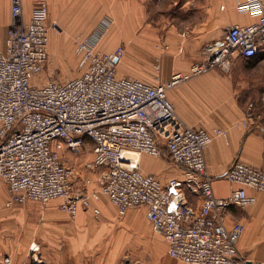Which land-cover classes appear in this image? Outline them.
Returning <instances> with one entry per match:
<instances>
[{"label": "built area", "instance_id": "1", "mask_svg": "<svg viewBox=\"0 0 264 264\" xmlns=\"http://www.w3.org/2000/svg\"><path fill=\"white\" fill-rule=\"evenodd\" d=\"M237 8L256 21L231 25L222 40L207 46L202 62L189 73H174L166 82L150 84L119 74L124 48L104 52L98 47L100 36L94 35L78 45L81 74L38 83L48 59L49 2L36 0L25 20L23 1L12 0L6 48L0 49V177L8 186L6 206L61 199V209L75 216L100 192L120 216L145 206L147 218L176 260L264 264L240 251L245 225L228 227L225 214L231 206L256 202L247 187L264 191V170L235 160L225 177L241 186L229 196H217L205 151L224 131L189 126L168 97L171 88L193 76L213 68L231 70L237 55L259 54L264 47V0H237ZM160 67L156 65L157 70ZM88 143L93 156L86 167L102 173L100 189L91 194L78 189L75 169L59 154L63 146L79 153ZM163 143L184 178L164 183L141 169L139 155L161 156ZM128 152L139 155L135 158ZM86 183H91L90 177ZM188 193L200 196L201 204L193 206ZM31 249L36 252L40 246L33 243ZM2 264H13L11 256L6 255Z\"/></svg>", "mask_w": 264, "mask_h": 264}, {"label": "crops", "instance_id": "2", "mask_svg": "<svg viewBox=\"0 0 264 264\" xmlns=\"http://www.w3.org/2000/svg\"><path fill=\"white\" fill-rule=\"evenodd\" d=\"M95 1L97 15L115 18V27L109 31L110 38L107 37L103 48L111 50L115 42L123 40L127 44L126 55L119 61V74L150 84L166 82L176 72L189 73L194 64L205 59L207 46L222 40L231 25L256 21V17L239 12L237 0ZM35 2L23 0L25 20L30 18ZM49 3L51 12L54 0ZM11 7L12 0H0V49L3 50ZM155 15L161 17L159 25L152 23ZM131 17L135 19L132 21ZM166 17H169L167 21ZM115 32L126 35L116 36ZM156 62L161 66L159 70L154 65ZM168 97L189 126L224 131L214 137L205 151L217 196H229L241 186L225 177L235 160L241 159L264 170V109L259 105L260 101L264 103V47L255 57L237 55L229 71L213 68L179 83L168 91ZM128 153L132 157L139 155ZM86 156L92 158L93 154L90 151ZM139 161L145 173L157 175L164 183L184 178L183 169L170 160L165 143L161 156L142 153ZM0 179L5 185V188L0 185V224L4 228L14 227L13 241L20 248L17 253L9 252L8 244L0 240V264L6 255L11 256L13 264H26L29 255L26 250L34 242L42 248L45 264H117L128 248L141 242L143 255L151 258L154 252L155 264H188L169 255L164 238V248L153 251L145 206L132 208L120 216L109 197L99 192L75 216L61 209V199L47 203L29 201L10 208L6 206L7 183ZM247 189L256 196V202L228 208L226 224L228 227L244 224L240 251L253 260L264 261V191ZM188 200L193 206L201 204L200 196L193 193H188ZM131 254L137 255L132 250Z\"/></svg>", "mask_w": 264, "mask_h": 264}, {"label": "rangeland", "instance_id": "3", "mask_svg": "<svg viewBox=\"0 0 264 264\" xmlns=\"http://www.w3.org/2000/svg\"><path fill=\"white\" fill-rule=\"evenodd\" d=\"M95 4V0H54V3H52L53 8H51V12L49 14L50 41L48 48V59L43 71L38 76V83H43L50 80L51 78L64 80L81 74L82 70L79 66L80 52L78 51V45L80 44V42L90 36H100L98 47L102 51L117 52L119 48L122 47L125 50L124 56L126 55L127 44L124 40L115 42L113 49L111 50L106 51L103 48L106 40H108V35L111 34V32L109 31H112L115 27V18L97 15V13L99 12L95 7ZM149 18L150 16L148 17V20ZM152 18V23H157L158 25L160 24L161 17L159 15H155ZM131 19L133 21L135 18L131 17ZM168 19L169 17L165 18L166 21ZM106 21L109 22L108 26L105 25ZM165 23L167 24V22ZM122 34L126 35V33L115 32L116 36ZM115 35L112 36L116 37ZM124 56L122 58H124ZM157 64L159 63L156 62L154 64L155 67ZM119 65L120 64H118V66ZM259 105L264 109V103L260 101ZM215 128H212L210 130H214ZM91 150V144H85L79 153L72 152L66 146L59 148V154L61 155L63 162L67 166L75 169L76 174L73 176V179L75 180L74 182L78 189H80V191H82L83 193L89 189V192H92L94 189H100L99 178L102 177L101 170H88V168L86 167L87 161L91 159L86 156V153H89ZM87 177L91 178V183H86ZM0 185L5 188L2 179H0ZM149 223L152 232L151 238L153 251L155 249L164 248V236L155 231L152 223ZM15 233L16 232L14 230V227L4 228L0 224V240H4L3 244H8L9 252L14 251L15 253H17L20 248H18L17 243L13 241V239L15 238ZM31 245L26 250L28 251L27 255L29 254L26 264H45L47 261L43 256L42 248L39 249V251L35 252L31 249ZM143 248V242H141L134 248H128L124 252L125 255L117 264H155L156 262L154 252L152 254V257L150 258L146 254L143 255ZM131 250L132 252H134V254L137 255L132 256ZM21 251L23 254L25 249ZM35 253H37V255H35Z\"/></svg>", "mask_w": 264, "mask_h": 264}, {"label": "bare ground", "instance_id": "4", "mask_svg": "<svg viewBox=\"0 0 264 264\" xmlns=\"http://www.w3.org/2000/svg\"><path fill=\"white\" fill-rule=\"evenodd\" d=\"M135 158H136V156H135Z\"/></svg>", "mask_w": 264, "mask_h": 264}]
</instances>
